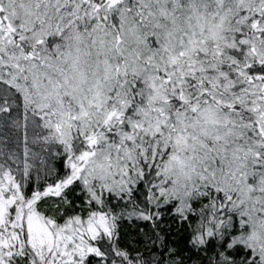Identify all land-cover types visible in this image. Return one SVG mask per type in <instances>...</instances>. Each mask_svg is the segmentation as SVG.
<instances>
[{"label": "snow or ice", "instance_id": "1", "mask_svg": "<svg viewBox=\"0 0 264 264\" xmlns=\"http://www.w3.org/2000/svg\"><path fill=\"white\" fill-rule=\"evenodd\" d=\"M0 264H264V0H0Z\"/></svg>", "mask_w": 264, "mask_h": 264}]
</instances>
